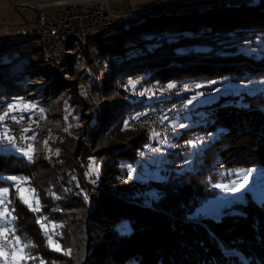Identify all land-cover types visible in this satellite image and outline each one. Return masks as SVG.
Returning <instances> with one entry per match:
<instances>
[{
	"label": "trees",
	"instance_id": "1",
	"mask_svg": "<svg viewBox=\"0 0 264 264\" xmlns=\"http://www.w3.org/2000/svg\"><path fill=\"white\" fill-rule=\"evenodd\" d=\"M226 3L216 4L218 9L203 17L192 14L174 21L171 30L178 36L173 39L135 37L131 35L134 22L126 31L92 41L105 40L110 54L121 55L109 66L107 84L95 87L103 97L110 90L112 77L125 85L140 77L161 85L201 78L214 82L208 89H224L216 99L196 109L194 125L177 137L171 135L177 148L165 154L168 162L159 170L160 180L151 178L144 188L139 186L144 177L138 175L140 179L134 181L132 175L133 167H143L149 135L155 132L125 130V140L110 141L95 155L90 152L92 142L104 138L111 128L124 125L126 110L143 106L141 98L126 101L128 92L115 86L117 94L95 113L75 93L71 102L79 108L84 126L59 133L61 154L52 159L53 168L38 156L28 159L0 150V188L11 186L13 180L8 178L22 177L38 197L30 206L10 189L8 207L15 237L28 245L26 255L35 257L28 264H264V202L246 191L243 201L223 208L218 217L195 213L216 195L212 186L223 172L264 168V0H245L239 6ZM152 19L139 24L146 25ZM24 37L6 36L0 41V53L24 54L28 48H23L30 40L34 42ZM126 37L132 44H126ZM35 51L43 53L36 64L46 67L43 48L38 46ZM104 52L100 48L102 62L108 58ZM17 60L0 63V103L24 97L27 91L28 75L18 71ZM60 88L54 83L48 94L55 98ZM177 97L158 95L155 104L168 106ZM168 133L160 136L167 138ZM199 137L206 143L199 146L194 141L196 148L192 150L189 140L199 141ZM191 151L195 153L194 165L184 168ZM93 157L102 172L100 176L93 174L99 196L89 207L80 189L92 186L85 176V164L87 160L91 164ZM53 227L61 235L53 236ZM52 244L59 245L61 251Z\"/></svg>",
	"mask_w": 264,
	"mask_h": 264
},
{
	"label": "rangeland",
	"instance_id": "2",
	"mask_svg": "<svg viewBox=\"0 0 264 264\" xmlns=\"http://www.w3.org/2000/svg\"><path fill=\"white\" fill-rule=\"evenodd\" d=\"M31 1V0H30ZM42 2H51L54 0H41ZM150 2V7L146 4V0L143 2L145 6L141 8L142 12H149L148 15L141 17V21L137 20L135 26L131 29V35L142 39H152L155 36H169L171 39L176 38L177 33L172 32V28L175 26L174 21L179 19H184L189 15H199L200 17L205 16L210 11L217 10L219 6L215 5L217 2L212 0H194L199 1L203 4H209L203 9H179L170 11L168 9L179 7V5L184 4H165L162 0H148ZM245 1V0H244ZM193 2V1H190ZM228 4L232 6H239L242 3L229 2ZM23 6H19L23 14L21 15L22 21L34 20L38 13L34 6L29 2V0L23 2ZM162 3V4H161ZM226 3V4H227ZM133 4L137 5V0H133ZM186 4V3H185ZM110 9L112 11L127 12L129 6L131 5L130 0H112L110 3ZM138 9V8H136ZM47 13L50 16L55 15L56 9L47 8ZM18 12L15 11L14 18L19 17ZM151 19L146 25L139 24V22H144L145 19ZM134 24V23H133ZM129 29V28H128ZM127 30V29H126ZM125 30V31H126ZM17 35L10 36V38H22L21 33H15ZM109 35V34H108ZM107 36V35H106ZM25 38V37H24ZM104 38V37H103ZM127 45L132 44V40L129 37L125 38ZM23 50L27 51L20 55L17 52H1L0 53V63L10 62L17 58V66L19 72L27 73L28 77L26 79L27 91L24 97L14 98L11 101L0 103V116L4 113H9L8 117L0 121V150L4 153H17L25 156L28 159L33 157L43 158L48 165L53 168L52 159L59 158L61 154V146L59 143V133L63 131L73 132L76 127H83L84 121L80 117L79 108L72 104L71 100L76 94H79L84 98L86 102L91 105L94 113L96 109H100L105 102H110L117 94L113 89L114 86L122 90L127 91L126 101L133 102L138 98L142 99L140 108L131 106L129 109L133 110L137 114H141L142 111L148 108V105L152 107H160L162 104H155L158 95L166 94L168 96H178L174 99L176 101L179 98H185L187 100L186 111L175 117L171 116L169 112L165 111L159 115V121L163 124L165 123L166 128L163 124H158L153 119H146L145 121H140L136 124L137 127L129 123L128 121L121 123L120 128H111L108 135L99 141H94L90 144V152L96 154L99 150L109 146L110 141L121 142L126 139V131H138L147 130L149 132H155L156 134L149 135L150 143L145 148V153L143 155V167L139 170L133 167V177L134 181L139 180L138 175L144 177L145 182L140 187L146 188L150 185L149 180L151 178L160 180L161 174L160 169H165L167 167L168 158H165V154L172 152L177 148V144L173 137L179 136L180 132L184 129H188L190 126L194 125L196 122L192 120L193 115L196 113V109L209 104L211 101L216 99V96L222 92L224 89L215 87V89H208L214 85V82L204 81L201 78H195L193 80L182 81L180 85L178 81L169 82L165 84H157L152 82H144L143 77L132 78L129 80L128 85L122 83L118 78L112 77L110 79V90L101 96V94L95 89L97 86H105L109 81L107 78V72H109L110 64H114L116 59H120L117 54H110V48L108 42L103 40V42H95L90 44L87 49H80L78 52H74L71 58L67 61L65 66L61 70H53L44 67V64H36L42 59V51H35L38 47L36 43L28 42ZM151 47V44H148ZM103 48L105 54L107 55V60L102 62L99 50ZM82 50V51H81ZM139 52V50H137ZM89 53V57L87 54ZM12 67V66H11ZM34 76H33V75ZM32 75V76H31ZM135 82V86L130 84ZM56 83L61 86L62 91L58 92L55 98H52L48 94V88ZM175 85V87L169 88V85ZM199 85V87H197ZM235 88V87H233ZM76 93V94H75ZM157 93V95H155ZM48 94V95H47ZM53 95V94H52ZM147 105H146V104ZM149 103V104H148ZM11 105V108L9 107ZM126 110L125 114L129 111ZM185 109V108H184ZM182 112V111H181ZM200 114V112H198ZM15 117V120L12 119ZM172 117L174 119H170ZM125 120V119H124ZM121 121L119 118L118 122ZM148 125L145 127V125ZM164 127V128H163ZM171 127H177L178 130L172 129ZM39 128V129H38ZM7 130V131H5ZM163 131H167L169 134L167 138H162L160 134ZM76 133V131H75ZM148 133V132H147ZM153 136V140L151 137ZM8 137H12V142H9ZM199 141L193 138L189 140L188 145L191 149L196 148V142L199 146H203L206 143L205 138L199 137ZM188 157L186 159L184 168H191L193 164V159L195 158V153H187ZM150 167V168H149ZM85 176L89 180L92 186L87 187L83 185L80 189V194L84 199L85 203L91 207L96 203L95 199L99 196L98 190L91 179L97 175H101L102 166L97 163L95 157L92 158V163L90 160L86 161L85 164ZM89 168V171H88ZM152 168H156L153 172ZM76 180V179H75ZM94 180V178H93ZM216 185H220L217 187ZM14 191L16 197H19L23 202L25 199L28 203L27 205L32 206L38 201V197L30 186L27 185V180L22 177L16 178L12 181L10 187H6L8 192L6 194H0V198H3L5 204L0 205V211H3L5 207L8 208L10 200V189ZM235 189V190H232ZM212 190L216 192L214 197L208 198L200 205L196 210V215L199 217H218L223 208L229 207L236 202L243 201L244 194L246 191L250 192L251 196L258 202H264V168H247V169H236L225 171L222 173L220 180L212 186ZM10 213V210H9ZM8 219L11 221L9 226L13 229V217L10 213ZM3 221H0V226H3ZM7 224V225H8ZM54 231L53 236L61 235L60 230L52 228ZM76 240V241H75ZM73 244L77 246L78 239H75ZM21 242L16 245L19 253L25 257H28L25 253V249H21ZM73 247V245H72ZM74 248V247H73ZM72 250V249H71ZM70 249L66 251L69 253ZM25 261V263H23ZM21 262V264H28L29 259ZM0 264H14L13 262L5 261L0 258Z\"/></svg>",
	"mask_w": 264,
	"mask_h": 264
},
{
	"label": "built area",
	"instance_id": "3",
	"mask_svg": "<svg viewBox=\"0 0 264 264\" xmlns=\"http://www.w3.org/2000/svg\"><path fill=\"white\" fill-rule=\"evenodd\" d=\"M34 1L38 10L37 18L21 26L12 27L6 24L4 27L5 34L10 33L11 30L29 31L31 33L40 34V39L47 40L48 52H52V61L48 62H53L57 69L58 62L61 59L62 40L67 35L68 31H80L82 36H84V32L113 29L116 26L124 25L127 21H132L149 14V12L145 13L142 12V10H137L132 4L129 6L127 12L112 11L109 7L110 0ZM229 2L242 3L243 1L233 0ZM208 5L209 4L200 3L199 1H193L168 10L203 9ZM47 8L56 9L57 12L55 15L50 16L46 11ZM155 95H157V93ZM185 102H187V100ZM185 102H183V104ZM159 114L161 113H149L141 117L140 121L146 122V119L149 117L148 119L155 120L158 126V124H162V122L159 121ZM91 181L93 183V177ZM5 229L8 243L4 247V251L8 254L9 261L13 262L12 249L14 246L16 247L17 244L15 238L12 236V228ZM3 244L4 237H0V245ZM23 263H25V261Z\"/></svg>",
	"mask_w": 264,
	"mask_h": 264
},
{
	"label": "bare ground",
	"instance_id": "4",
	"mask_svg": "<svg viewBox=\"0 0 264 264\" xmlns=\"http://www.w3.org/2000/svg\"><path fill=\"white\" fill-rule=\"evenodd\" d=\"M236 3H238V2H236ZM183 11H185V9ZM142 19L143 18L139 17V18H137L135 20L127 21L126 23H124V25L116 26L113 29H102L100 31H87V32H84V36H82L80 31H68L67 35L62 40L61 59L58 62V69L56 68V65L53 62H48V61H52V52H48L47 40L40 39V34H37V33H31L29 31H20V30H15V32L21 33L23 36L33 39L34 43H36L37 46H40V47L43 48V50H44V52L46 54L45 66L48 69L61 70V68L63 66H65L67 61L72 57L71 55L74 52H76V51L78 52L80 49L88 46L97 37H104V36H106V35H108V34H110L112 32L125 31L131 25H133V23L135 21H137V20L141 21ZM10 33H12V31ZM10 33H7V34H10ZM185 101H186L185 98H179L176 101H173L168 106H162V107H159V108L158 107L148 106V108L146 110L141 112L142 115L137 114L139 116H136V113L133 110H129L125 114L126 118H124L125 119L124 121H128L129 123H131L132 125L137 127L136 124H138V122H140L141 117H143L144 115H147L149 113H160V112L164 113L165 111H167V112H169V114L171 116H174L175 114H179L181 111L184 110V108H186L187 102H185ZM183 102H185V103L183 104ZM176 106H179V107H176ZM174 108H175V110H174ZM169 118H171V117H169ZM144 125H145V127L147 126V128H149L148 125H146V124H144ZM163 125L166 128L165 123ZM162 135L166 136L167 135V131H163ZM97 183L98 182H96V184ZM9 225L10 224H8V225L7 224H3L2 227L11 228ZM13 233H14V231L12 229V236L14 238H16L15 234L13 235ZM7 261L10 262L9 259H7Z\"/></svg>",
	"mask_w": 264,
	"mask_h": 264
},
{
	"label": "crops",
	"instance_id": "5",
	"mask_svg": "<svg viewBox=\"0 0 264 264\" xmlns=\"http://www.w3.org/2000/svg\"><path fill=\"white\" fill-rule=\"evenodd\" d=\"M24 1H27V0H0V41L3 40L6 36L7 37H10V36H13V35H17L15 33H18V32H15V30H11L12 33L5 34L4 27L6 26V24H8L9 26H12L13 27V26H21V25L26 24L27 22L33 21L31 19L26 20V21H22L21 15L23 14V12L20 9L18 10V7L19 6H23L24 5V3H23ZM111 1L112 0H110V2ZM144 1L145 0H137L136 7L133 4V0H130V3L135 8H138L137 10L140 11L141 8L143 6H145L146 4H148V6L150 7V5H149L150 2L148 0H146V4L143 5L144 4L143 3ZM190 1H194V0H162V2H166L165 4H170V5L185 4V3H188ZM212 1H216L217 3H221V2H225L227 0H212ZM246 1H250V0H246ZM29 2H31L32 4L34 3V6L36 8V3H35L34 0H31V1L29 0ZM109 7H110V5H109ZM15 11H17L18 12V15H20L18 18L17 17L14 18ZM36 11L38 13L37 8H36ZM8 35H10V36H8Z\"/></svg>",
	"mask_w": 264,
	"mask_h": 264
},
{
	"label": "snow or ice",
	"instance_id": "6",
	"mask_svg": "<svg viewBox=\"0 0 264 264\" xmlns=\"http://www.w3.org/2000/svg\"><path fill=\"white\" fill-rule=\"evenodd\" d=\"M130 84L135 86V82L130 81ZM168 87L172 88V87H175V85L170 84ZM197 87H199V85H197ZM9 107L11 108V105ZM8 115H9V113H7V112L4 113V115L0 116V121L5 120L8 117ZM12 119L15 120V117H12ZM5 131H7V130H5ZM12 139H13L12 137H8L9 142H12ZM8 179L15 181L16 177H10ZM216 186L220 187V185H216ZM232 190H235V189H232ZM7 192H8V189L0 188V194H6ZM24 202L28 203V201L26 199ZM3 204H5V201L3 198H0V205H3ZM32 210L33 211H39V208H33ZM12 211H14V209ZM9 215H10L9 210L7 207H5L3 209V211H0V221H3L4 224L10 223L11 221L8 219ZM45 228H47V225H45ZM13 235H14V233H13ZM0 237H4V244L0 245V258H3L5 261H7L8 254L4 251V247L7 245L8 241H7L6 229L2 226H0ZM15 242H16V244H19V238L18 237L15 238ZM50 244H51V240H50ZM52 246L55 248V250L61 251L59 245L52 244ZM27 247H28L27 244L20 245L21 249L27 248ZM12 257H13L14 264H21V262L26 260V259H35V257H25V256L21 255L15 246L12 249ZM41 264H43L42 261H41Z\"/></svg>",
	"mask_w": 264,
	"mask_h": 264
},
{
	"label": "water",
	"instance_id": "7",
	"mask_svg": "<svg viewBox=\"0 0 264 264\" xmlns=\"http://www.w3.org/2000/svg\"><path fill=\"white\" fill-rule=\"evenodd\" d=\"M228 1H233V0H228ZM244 2V0H242ZM222 3V2H221ZM217 5H219V3H216Z\"/></svg>",
	"mask_w": 264,
	"mask_h": 264
}]
</instances>
